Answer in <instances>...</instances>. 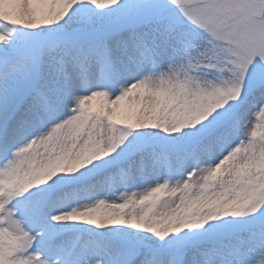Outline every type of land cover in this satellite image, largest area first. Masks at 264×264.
Here are the masks:
<instances>
[{
	"label": "snow or ice",
	"instance_id": "6c2138e0",
	"mask_svg": "<svg viewBox=\"0 0 264 264\" xmlns=\"http://www.w3.org/2000/svg\"><path fill=\"white\" fill-rule=\"evenodd\" d=\"M0 264H264V0H0Z\"/></svg>",
	"mask_w": 264,
	"mask_h": 264
}]
</instances>
